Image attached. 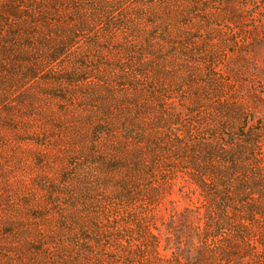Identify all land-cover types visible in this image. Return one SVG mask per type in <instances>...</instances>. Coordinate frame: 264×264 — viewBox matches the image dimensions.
Segmentation results:
<instances>
[{
    "label": "rangeland",
    "instance_id": "obj_1",
    "mask_svg": "<svg viewBox=\"0 0 264 264\" xmlns=\"http://www.w3.org/2000/svg\"><path fill=\"white\" fill-rule=\"evenodd\" d=\"M89 1L92 43L59 63L71 84L45 73L44 0H0V264H224L192 145L264 127V0ZM93 222L108 232L79 250ZM262 244L231 264L264 262Z\"/></svg>",
    "mask_w": 264,
    "mask_h": 264
},
{
    "label": "trees",
    "instance_id": "obj_2",
    "mask_svg": "<svg viewBox=\"0 0 264 264\" xmlns=\"http://www.w3.org/2000/svg\"><path fill=\"white\" fill-rule=\"evenodd\" d=\"M44 2L41 12L42 19H45L46 24L48 23L53 28L51 33L46 30L43 34V44L48 51V56H46L48 65L45 73L51 75L53 79L57 78L74 84L78 81L76 80L78 73L75 72L72 75L65 72L59 68V63L64 58L67 60L68 52L75 54L84 46L87 49L92 43L88 38L94 34L93 27L98 23L85 15L83 8L90 9L91 4L95 2L89 0H84L82 3L78 0H46L48 4ZM108 23L112 32L125 27L124 16L118 18L109 15ZM55 71L61 72L62 75L55 74ZM138 71L135 69V72ZM86 77L82 75V79ZM244 123L245 121L240 127L233 126L222 144L217 145V137L220 134L215 131V133L208 132L207 136L206 132H203L202 136L193 139L194 144L192 145L193 163L196 165L193 180L201 188L205 201V229L212 239L216 240L210 246L213 245L216 250L218 249V260L224 264H231L240 253L246 254V251L256 249V244L259 246L263 243L259 253H264V147L261 148L264 143L261 130L264 127L256 126L262 123L260 120L253 126L243 125ZM92 133L95 134L93 141L97 143L101 138L96 126ZM246 161L254 166L247 175L245 174L247 169L235 168L236 165ZM209 165L212 169H222L223 173L226 172H224L225 168L230 169L231 172L229 176L216 174L214 170L209 169ZM226 177L237 179L238 184L231 185L233 190L222 194L213 191L212 182ZM259 222L262 227L258 226ZM91 224L82 225L79 232L74 235L70 234L71 236L80 235L82 241L75 243L69 236L67 243L72 246L75 243L74 246L82 250L84 247L80 249L78 245L84 244L85 248L88 247L93 233L103 235L104 238L108 232V226H102L100 222ZM224 239L228 240L224 243ZM257 264H264V262L257 261Z\"/></svg>",
    "mask_w": 264,
    "mask_h": 264
}]
</instances>
